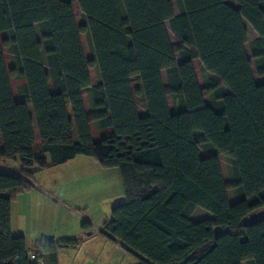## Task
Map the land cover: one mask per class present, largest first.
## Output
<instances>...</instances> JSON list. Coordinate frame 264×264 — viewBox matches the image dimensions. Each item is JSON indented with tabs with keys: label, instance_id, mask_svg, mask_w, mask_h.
Here are the masks:
<instances>
[{
	"label": "trees",
	"instance_id": "obj_1",
	"mask_svg": "<svg viewBox=\"0 0 264 264\" xmlns=\"http://www.w3.org/2000/svg\"><path fill=\"white\" fill-rule=\"evenodd\" d=\"M120 1L123 11L119 0H0V264H57L60 248L77 246L35 240L32 263L10 205L35 172L78 155L117 169L124 202L102 229L137 264H264V0H175L177 16L172 0ZM16 160L20 170L2 168ZM196 208L212 219L193 221Z\"/></svg>",
	"mask_w": 264,
	"mask_h": 264
},
{
	"label": "rangeland",
	"instance_id": "obj_2",
	"mask_svg": "<svg viewBox=\"0 0 264 264\" xmlns=\"http://www.w3.org/2000/svg\"><path fill=\"white\" fill-rule=\"evenodd\" d=\"M119 3L120 10L123 11L120 0ZM172 5L173 9L176 11L178 7L175 0H172ZM232 6H235L234 2H232ZM165 26L170 43L172 47L175 48L176 42L170 31L169 24L166 22ZM245 27L250 30L247 24H245ZM35 31L38 35L37 28H35ZM86 36L88 45L91 48L90 36L89 34ZM0 39H2V36H0ZM247 39L248 43L252 41L251 36H248ZM245 49L252 62L253 76L255 81L258 82L255 64L251 57L248 44H246ZM8 57L9 56L5 54L7 67L11 64V57L10 59H8ZM176 60L179 61L178 55H176ZM193 66L200 88L202 91H205V74L197 61L193 63ZM163 81L166 87L165 73H163ZM16 82L19 84L18 80H16ZM131 86L137 112L139 115H143L145 113V108L142 98L137 92V81L132 80ZM84 93L88 101L89 96L87 91ZM167 101L169 109L172 112L173 103L170 96L167 98ZM205 101H208L207 97ZM92 130L94 134L93 138L97 140L99 131L95 123H92ZM200 155L204 157L207 156L202 150L200 151ZM9 165L14 171L20 170L19 161H11ZM32 184L34 186L32 189L34 192L30 194L31 198H35V196L41 197L46 200L49 206L44 209L43 218H41L40 221L36 220L37 223L43 221V223H41L43 227H36L35 225L37 224L34 225L33 223H29V221L24 223L21 218L22 214L19 210L21 203L18 202V204L14 206V213L12 216L14 226L15 228H19L18 232L20 234H25L26 236H31L33 234L51 235L66 233L68 236L75 238L87 228L85 223L90 224V229L92 230H100L103 228L104 223L111 219L112 208L124 202L122 183L117 169H103L92 158L83 155L76 156L73 161H69L64 165L35 172ZM50 202L58 205V207L55 206L54 208ZM28 212H32V208ZM191 219L193 221L212 219V215L202 208H196L191 215Z\"/></svg>",
	"mask_w": 264,
	"mask_h": 264
},
{
	"label": "crops",
	"instance_id": "obj_3",
	"mask_svg": "<svg viewBox=\"0 0 264 264\" xmlns=\"http://www.w3.org/2000/svg\"><path fill=\"white\" fill-rule=\"evenodd\" d=\"M173 11L175 16L179 14L178 9L176 11L173 9ZM247 33L248 36L252 37V40L257 38V35L254 33V31L251 28L250 30L247 29ZM0 36H2L3 38L4 34L0 33ZM5 54H7L9 56L8 59H10L9 52L3 49V56L6 65ZM10 68H11V64L9 65V67H7V69L9 70ZM9 83H10L13 99L16 102H19L21 100V95L18 92L19 84L16 82L15 78L12 77L9 78ZM84 92L85 90L82 91V98L84 101L86 113L90 115L89 103L86 100ZM28 107L30 108L29 104ZM90 130L93 138L94 134L92 130V123L90 124ZM33 131H34L36 143H38V134L35 125H33ZM1 148H2V143L0 140V149ZM70 161H73V159ZM16 162H18V160H16ZM2 166L3 169L9 172H15L13 168L9 165V162H5ZM32 192L34 191L30 190L17 195L16 198L12 200L10 205V218H11L10 232L13 236H23L25 238L26 248L29 254L33 253L35 257H38L40 255L39 251H36L33 248V242L41 238L55 240V241L75 239L78 242L77 246L73 248H60L58 250L57 264H137V259L135 255L132 254L130 250H128L122 242L114 239L109 233H107L103 229L100 230L90 229V224L88 223H86L87 228H85V230L79 233L75 238H72V236H68L66 233L51 234V235L33 234L31 236L20 234L18 232L19 228H15L14 222L12 220V216L14 213V206L18 204V202L21 203L19 210L22 214L21 218L23 219L24 223L26 221H29V223H33L34 225L37 224L35 225L36 227H43V225L41 224L43 223V221L37 223L36 220L40 221L41 218H43L44 209L49 206L46 203V200H44L41 197L35 196V198H31L30 194ZM50 204H52L54 208L55 206L58 207V205H55L54 203L50 202ZM31 208H32V212H30L31 213L30 215L28 211H30Z\"/></svg>",
	"mask_w": 264,
	"mask_h": 264
},
{
	"label": "water",
	"instance_id": "obj_4",
	"mask_svg": "<svg viewBox=\"0 0 264 264\" xmlns=\"http://www.w3.org/2000/svg\"><path fill=\"white\" fill-rule=\"evenodd\" d=\"M262 216V211H257L252 214H250L245 220L241 222L242 226H248L250 224H253L256 220H258Z\"/></svg>",
	"mask_w": 264,
	"mask_h": 264
},
{
	"label": "built area",
	"instance_id": "obj_5",
	"mask_svg": "<svg viewBox=\"0 0 264 264\" xmlns=\"http://www.w3.org/2000/svg\"><path fill=\"white\" fill-rule=\"evenodd\" d=\"M29 259H30V261H31L32 263H34L35 260H36V257H35V255H34L33 253H31V254H29Z\"/></svg>",
	"mask_w": 264,
	"mask_h": 264
}]
</instances>
